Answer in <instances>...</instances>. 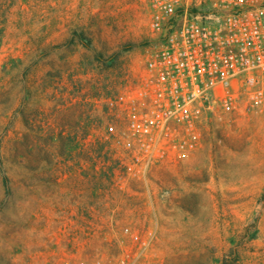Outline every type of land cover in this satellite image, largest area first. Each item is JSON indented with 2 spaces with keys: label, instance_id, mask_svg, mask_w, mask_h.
Segmentation results:
<instances>
[{
  "label": "rangeland",
  "instance_id": "1",
  "mask_svg": "<svg viewBox=\"0 0 264 264\" xmlns=\"http://www.w3.org/2000/svg\"><path fill=\"white\" fill-rule=\"evenodd\" d=\"M157 44L146 0H0V264L116 257L146 230L152 264H264V104L126 172L119 100Z\"/></svg>",
  "mask_w": 264,
  "mask_h": 264
},
{
  "label": "built area",
  "instance_id": "2",
  "mask_svg": "<svg viewBox=\"0 0 264 264\" xmlns=\"http://www.w3.org/2000/svg\"><path fill=\"white\" fill-rule=\"evenodd\" d=\"M157 46L116 116L126 172L139 177L166 152L193 149L199 124L264 104V0H146ZM127 233V230L125 231ZM123 253L52 264H152V230L129 232Z\"/></svg>",
  "mask_w": 264,
  "mask_h": 264
}]
</instances>
